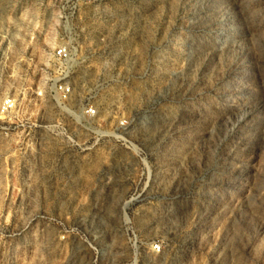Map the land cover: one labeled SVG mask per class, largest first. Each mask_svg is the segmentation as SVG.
<instances>
[{
	"label": "rangeland",
	"instance_id": "rangeland-1",
	"mask_svg": "<svg viewBox=\"0 0 264 264\" xmlns=\"http://www.w3.org/2000/svg\"><path fill=\"white\" fill-rule=\"evenodd\" d=\"M6 93L0 264H264V0H0Z\"/></svg>",
	"mask_w": 264,
	"mask_h": 264
},
{
	"label": "built area",
	"instance_id": "built-area-1",
	"mask_svg": "<svg viewBox=\"0 0 264 264\" xmlns=\"http://www.w3.org/2000/svg\"><path fill=\"white\" fill-rule=\"evenodd\" d=\"M52 57L59 65L61 64H68V62L71 60V52L69 50V47L66 45H58L52 53ZM52 91L62 99H68L72 94V87L68 82L64 83H54L52 85ZM17 108V101L16 98L6 93L2 99L0 100V112L1 113H8L10 111H13ZM85 113L89 116H93L95 114V109L91 106H87L84 108Z\"/></svg>",
	"mask_w": 264,
	"mask_h": 264
}]
</instances>
